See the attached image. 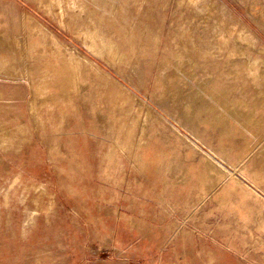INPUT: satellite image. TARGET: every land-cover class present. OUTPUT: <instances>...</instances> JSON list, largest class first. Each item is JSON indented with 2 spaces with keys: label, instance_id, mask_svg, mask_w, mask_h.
Wrapping results in <instances>:
<instances>
[{
  "label": "rangeland",
  "instance_id": "1",
  "mask_svg": "<svg viewBox=\"0 0 264 264\" xmlns=\"http://www.w3.org/2000/svg\"><path fill=\"white\" fill-rule=\"evenodd\" d=\"M0 264H264V0H0Z\"/></svg>",
  "mask_w": 264,
  "mask_h": 264
}]
</instances>
